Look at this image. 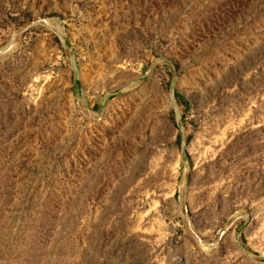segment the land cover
<instances>
[{
  "label": "rangeland",
  "instance_id": "rangeland-1",
  "mask_svg": "<svg viewBox=\"0 0 264 264\" xmlns=\"http://www.w3.org/2000/svg\"><path fill=\"white\" fill-rule=\"evenodd\" d=\"M0 264H264V0H0Z\"/></svg>",
  "mask_w": 264,
  "mask_h": 264
},
{
  "label": "trees",
  "instance_id": "trees-1",
  "mask_svg": "<svg viewBox=\"0 0 264 264\" xmlns=\"http://www.w3.org/2000/svg\"><path fill=\"white\" fill-rule=\"evenodd\" d=\"M182 103L185 105V102L184 101H182ZM179 140H181V135H179Z\"/></svg>",
  "mask_w": 264,
  "mask_h": 264
}]
</instances>
